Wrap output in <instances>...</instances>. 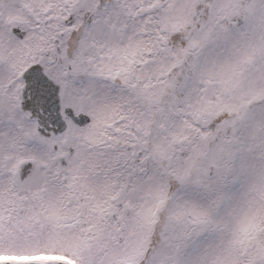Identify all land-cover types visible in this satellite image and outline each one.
Masks as SVG:
<instances>
[{
	"label": "snow or ice",
	"instance_id": "6c2138e0",
	"mask_svg": "<svg viewBox=\"0 0 264 264\" xmlns=\"http://www.w3.org/2000/svg\"><path fill=\"white\" fill-rule=\"evenodd\" d=\"M0 264H264V0H0Z\"/></svg>",
	"mask_w": 264,
	"mask_h": 264
}]
</instances>
